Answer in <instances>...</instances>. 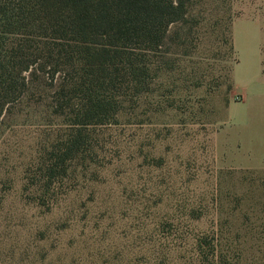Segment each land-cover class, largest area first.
Wrapping results in <instances>:
<instances>
[{"label": "rangeland", "instance_id": "374dc122", "mask_svg": "<svg viewBox=\"0 0 264 264\" xmlns=\"http://www.w3.org/2000/svg\"><path fill=\"white\" fill-rule=\"evenodd\" d=\"M181 29L86 160L35 102L1 118L0 264H198L199 237L264 264V0H194Z\"/></svg>", "mask_w": 264, "mask_h": 264}, {"label": "trees", "instance_id": "16d2710c", "mask_svg": "<svg viewBox=\"0 0 264 264\" xmlns=\"http://www.w3.org/2000/svg\"><path fill=\"white\" fill-rule=\"evenodd\" d=\"M193 1L0 0V123L35 102L66 128L56 158L86 160L95 129L166 71ZM195 241L198 264L209 262L206 239Z\"/></svg>", "mask_w": 264, "mask_h": 264}]
</instances>
